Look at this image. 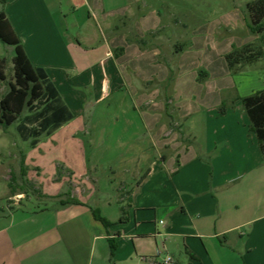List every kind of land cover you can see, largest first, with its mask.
Listing matches in <instances>:
<instances>
[{"label":"crops","instance_id":"1","mask_svg":"<svg viewBox=\"0 0 264 264\" xmlns=\"http://www.w3.org/2000/svg\"><path fill=\"white\" fill-rule=\"evenodd\" d=\"M225 3L0 0L27 58L72 114L36 144L46 136L49 154L67 151L69 178L46 206L10 207L0 264H180L171 252L188 264H264V162L241 101L264 83L233 81L264 57L227 68V54L254 33L249 2ZM14 54L0 41V58ZM117 91L130 103L116 106L137 120L105 112ZM72 142L90 154L82 160Z\"/></svg>","mask_w":264,"mask_h":264},{"label":"trees","instance_id":"2","mask_svg":"<svg viewBox=\"0 0 264 264\" xmlns=\"http://www.w3.org/2000/svg\"><path fill=\"white\" fill-rule=\"evenodd\" d=\"M1 2L3 3L4 0H1ZM246 8L250 18L249 28L251 32L262 34L264 32V0L250 1L246 4ZM0 41L13 46L15 49L12 58L14 81L9 82V90L0 97V126L7 129L19 120L17 125L19 136L23 141H29L30 146L34 147L40 136L51 134L62 124L69 121L72 114L62 102L46 72L42 68L31 64L20 39L13 32L2 11L0 12ZM262 57H264V48H253L251 45H245L227 54V68L235 70L251 65ZM5 67L6 60L0 58V81L6 80ZM241 101L250 121L249 129L255 133L258 139L264 160V90L244 97ZM225 109V106L221 105L219 108L220 113H224ZM25 111L27 114L20 119ZM69 202L79 204L75 200ZM90 210L94 219L99 221L106 229L112 225L97 209L90 207ZM124 221L125 217L122 209L119 222L123 223ZM108 242L110 254L113 256L116 245L110 238ZM190 257L196 260L194 255L190 254Z\"/></svg>","mask_w":264,"mask_h":264},{"label":"rangeland","instance_id":"3","mask_svg":"<svg viewBox=\"0 0 264 264\" xmlns=\"http://www.w3.org/2000/svg\"><path fill=\"white\" fill-rule=\"evenodd\" d=\"M212 1L215 2L216 0ZM232 1L235 4L244 5L245 2L252 0H223L224 3L226 2V6ZM96 30L99 36L98 39L102 40V37L105 36V30L101 25ZM238 32L246 33L247 30ZM250 45L253 48H264V32L262 34H253ZM263 63L264 58L261 59L258 65L261 66ZM244 68L246 67L244 66ZM4 73L6 80L0 81V97L9 90V82L14 81L12 62L6 61ZM233 81L241 82V84L247 81L248 84L245 85L247 90L257 88L264 83V66L248 68L245 75L234 78ZM123 93L124 91H117L109 99L103 101L104 105L107 103L110 104V107L105 112H109L121 120H137V113L132 111L126 112L116 106L119 102L130 103L129 98L123 96ZM228 93L229 91H226L225 96H228ZM228 98H226L224 105L230 107L228 104L231 101ZM25 114H27L26 111L20 116V119ZM18 123L19 120L7 129H3L0 126V217L2 218L0 223L2 225L8 222L7 219L11 212L10 207L22 206L28 209H34L50 204L52 201L51 197L61 193L64 186L63 182L69 178L64 165L68 160V157H64L67 151L63 150L58 154H49L50 143L46 136L40 138V143L37 146H30L29 141H23L19 136L17 130ZM67 145L71 152H76V154L80 153L83 157L82 160L91 151L87 145L86 147L84 145L82 146L81 142L67 143ZM111 146L113 149L115 143H111ZM54 177L57 180H54ZM171 254H174L175 258L181 262L180 264H188V261H190L188 255L185 253L175 254L171 252ZM162 255L164 256L165 253Z\"/></svg>","mask_w":264,"mask_h":264},{"label":"built area","instance_id":"4","mask_svg":"<svg viewBox=\"0 0 264 264\" xmlns=\"http://www.w3.org/2000/svg\"><path fill=\"white\" fill-rule=\"evenodd\" d=\"M172 260L170 257H165L160 263L158 264H171Z\"/></svg>","mask_w":264,"mask_h":264}]
</instances>
